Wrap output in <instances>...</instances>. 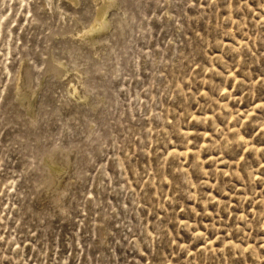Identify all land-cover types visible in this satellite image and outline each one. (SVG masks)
Instances as JSON below:
<instances>
[{"label": "rangeland", "instance_id": "rangeland-1", "mask_svg": "<svg viewBox=\"0 0 264 264\" xmlns=\"http://www.w3.org/2000/svg\"><path fill=\"white\" fill-rule=\"evenodd\" d=\"M101 1L0 0V264H264V0Z\"/></svg>", "mask_w": 264, "mask_h": 264}, {"label": "bare ground", "instance_id": "bare-ground-1", "mask_svg": "<svg viewBox=\"0 0 264 264\" xmlns=\"http://www.w3.org/2000/svg\"><path fill=\"white\" fill-rule=\"evenodd\" d=\"M47 1V3H49V7H50V9L51 10H55V2H54V0H46ZM69 1H71V2H77V0H69ZM68 2V1H67ZM111 6V2L109 1V0H102L101 1V3L98 5V7H97V12H96V18H95V20H94V23H93V25H92V28L91 29H88L89 30V33L91 34V32L92 31H94L95 29L97 30V28H99L100 26H102L106 21H105V10L107 9V8H109ZM54 13V12H53ZM101 30V29H100ZM90 34H88V35H90ZM87 35V34H86ZM87 35V36H88ZM83 36V35H82ZM91 40V39H90ZM89 40V41H90ZM59 68H61V66H59ZM61 70H63V68H61ZM65 70V69H64ZM22 91V90H21ZM73 91H76V90H73ZM22 93V92H21ZM20 93V94H21ZM32 98V94L30 93V92H28L27 90H23V94H22V99H23V101L25 102V104L26 103H29V104H31L30 102H28L30 99ZM32 100H33V98H32ZM22 101V100H21ZM31 101V100H30ZM24 103H23V105H25ZM28 108H29V106H27ZM53 164H55L57 167H59V168H62V167H64L65 166V162L63 161V160H57V161H55ZM51 166V165H50ZM54 170V169H53ZM59 173H60V171H59ZM55 174H58V171L55 173ZM55 174H53V175H55ZM55 179H57V178H55ZM58 180V179H57ZM53 181H54V179H53ZM54 183H55V181H54ZM56 183H57V181H56Z\"/></svg>", "mask_w": 264, "mask_h": 264}]
</instances>
